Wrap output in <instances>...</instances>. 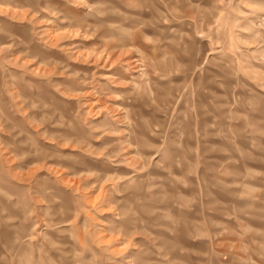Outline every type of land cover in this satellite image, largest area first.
I'll list each match as a JSON object with an SVG mask.
<instances>
[{"label":"clouds","instance_id":"1","mask_svg":"<svg viewBox=\"0 0 264 264\" xmlns=\"http://www.w3.org/2000/svg\"><path fill=\"white\" fill-rule=\"evenodd\" d=\"M0 132V264H264V0H0Z\"/></svg>","mask_w":264,"mask_h":264},{"label":"rangeland","instance_id":"2","mask_svg":"<svg viewBox=\"0 0 264 264\" xmlns=\"http://www.w3.org/2000/svg\"><path fill=\"white\" fill-rule=\"evenodd\" d=\"M8 24V26L15 32L19 33L22 30V26L13 22H5ZM57 40H59V37H56ZM0 137H4L5 139H7V133L6 132H0Z\"/></svg>","mask_w":264,"mask_h":264}]
</instances>
